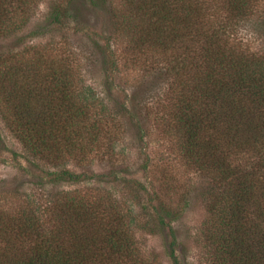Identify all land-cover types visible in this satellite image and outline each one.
<instances>
[{"label":"trees","instance_id":"trees-1","mask_svg":"<svg viewBox=\"0 0 264 264\" xmlns=\"http://www.w3.org/2000/svg\"><path fill=\"white\" fill-rule=\"evenodd\" d=\"M38 1L0 0V40L27 27ZM256 4L51 0L38 27L65 34L88 28L85 35L97 46L106 77L117 67L116 51L111 37L89 33L86 18L91 13L127 43L130 64L146 55L168 60L165 75L172 80L174 105L167 135L181 157L215 185L207 191L210 227L205 237L212 264H264V53H251L231 38L238 23L252 21ZM259 18L249 26L264 37V15ZM99 39L108 41L105 48ZM56 46L0 54V108L8 128L34 159L89 166L91 153L114 144L118 130L105 133L109 123L119 116L141 121L143 105L129 98L109 112L84 84L73 52ZM49 176L55 184L97 179L96 172L88 176L69 169L40 178ZM132 185L125 186L131 195L140 192ZM171 191L167 188L165 195ZM110 194L107 189L64 191L54 195L41 216L29 205L21 214L0 211V264H149L138 247L133 219L118 200L105 197ZM154 200L142 212L148 216L153 210L162 230L176 216L163 201L157 205ZM143 223L141 229L152 230ZM170 232L174 246L176 237ZM170 257L173 264H183L175 250Z\"/></svg>","mask_w":264,"mask_h":264},{"label":"rangeland","instance_id":"rangeland-1","mask_svg":"<svg viewBox=\"0 0 264 264\" xmlns=\"http://www.w3.org/2000/svg\"><path fill=\"white\" fill-rule=\"evenodd\" d=\"M50 2L39 0L27 27L14 36L0 40V54L22 53L28 49L56 45L57 49L63 47V51H72L73 54H70L76 61L75 65L79 66L84 84L94 89L100 102L102 100L107 104L109 112L117 111L118 105L129 103L131 98V101H136L135 104L143 105L142 119L136 121L128 116H119L116 123H109L105 133L113 128L118 130L114 144L91 153L86 160L89 166H82L76 161L54 165L30 155L8 128L0 108V211L21 214L29 205L38 209L41 216L56 194L64 191L96 193L97 190L102 192L107 189L111 194L104 196L118 200L129 213V218L133 219L137 244L145 262L173 264L170 252L175 250L183 264H212V254L205 237L210 227L207 202L211 197L207 191L215 185L206 173L181 157L167 135L172 117L170 109L174 105L172 80L169 82V77L165 75L168 60L146 55L139 58L140 63L133 61L130 64L126 61L131 54L127 43L113 33L105 19L91 13L86 18L89 33L94 35L98 31L107 39L111 37V49L116 51L117 67L106 77V72L102 70V57L96 53L97 46L85 35L88 28L84 33L73 34L71 31L67 35L64 31L52 33L48 28H38L48 13ZM263 15L264 0H257L251 22L256 23ZM88 23L85 21V25ZM250 23H238L239 26L231 34L232 41L251 53L263 54L264 37L254 33ZM99 41L105 48L108 41ZM91 55L93 57L89 59ZM61 169L77 173L84 171L88 176L96 172L97 179L55 184L50 182V176L47 177L49 179L40 178L47 172ZM114 171L118 176L116 178H112L110 173ZM107 177L109 179L105 181ZM131 184L140 192L131 195L125 187ZM167 188L172 191L165 195ZM153 192L157 194L153 195ZM154 198L155 204L163 201L165 206H169V213L176 216L172 222L167 219V226L162 230L157 227L159 219L153 210L149 209L153 215L148 216L142 212L147 211L148 201ZM141 223L152 230L141 229ZM172 229L176 237L174 246H171ZM153 230L156 232H151Z\"/></svg>","mask_w":264,"mask_h":264}]
</instances>
